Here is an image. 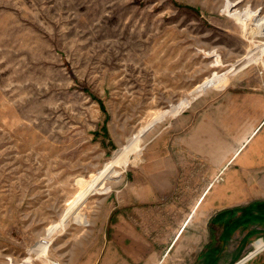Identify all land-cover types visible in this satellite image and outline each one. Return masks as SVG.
Here are the masks:
<instances>
[{"label":"rangeland","instance_id":"374dc122","mask_svg":"<svg viewBox=\"0 0 264 264\" xmlns=\"http://www.w3.org/2000/svg\"><path fill=\"white\" fill-rule=\"evenodd\" d=\"M257 44L264 0H0V264H97L113 202L172 155L173 121L264 71H235Z\"/></svg>","mask_w":264,"mask_h":264},{"label":"crops","instance_id":"0c3cea01","mask_svg":"<svg viewBox=\"0 0 264 264\" xmlns=\"http://www.w3.org/2000/svg\"><path fill=\"white\" fill-rule=\"evenodd\" d=\"M251 48L235 71L264 67V47ZM239 76L173 121L172 155L159 153L154 179L113 202L97 264H235L248 255L244 240L264 236V71ZM184 166L200 185L191 201L170 183Z\"/></svg>","mask_w":264,"mask_h":264},{"label":"water","instance_id":"95a60500","mask_svg":"<svg viewBox=\"0 0 264 264\" xmlns=\"http://www.w3.org/2000/svg\"><path fill=\"white\" fill-rule=\"evenodd\" d=\"M250 257V256H249ZM248 256L240 259L238 262H236L235 264H241L242 262H244L245 260H247L249 258Z\"/></svg>","mask_w":264,"mask_h":264},{"label":"trees","instance_id":"16d2710c","mask_svg":"<svg viewBox=\"0 0 264 264\" xmlns=\"http://www.w3.org/2000/svg\"><path fill=\"white\" fill-rule=\"evenodd\" d=\"M260 239H262V238H260ZM258 240V239H257Z\"/></svg>","mask_w":264,"mask_h":264}]
</instances>
